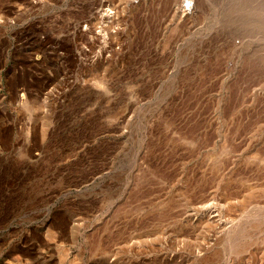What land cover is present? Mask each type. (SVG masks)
I'll return each instance as SVG.
<instances>
[{
  "label": "rangeland",
  "instance_id": "rangeland-1",
  "mask_svg": "<svg viewBox=\"0 0 264 264\" xmlns=\"http://www.w3.org/2000/svg\"><path fill=\"white\" fill-rule=\"evenodd\" d=\"M207 242L264 264V0H0V264Z\"/></svg>",
  "mask_w": 264,
  "mask_h": 264
},
{
  "label": "bare ground",
  "instance_id": "bare-ground-1",
  "mask_svg": "<svg viewBox=\"0 0 264 264\" xmlns=\"http://www.w3.org/2000/svg\"><path fill=\"white\" fill-rule=\"evenodd\" d=\"M175 10V9H174ZM211 205V204H210ZM199 208V207H198ZM197 212V211H196ZM199 212H200V217H199V219L198 220H194L195 222L193 223V225H195V226H201V230L203 229H205V231H206V228L207 227H211V225H213L214 226V224H216V222H217V218H216V214L214 213V211H213V209L211 208V207H209V206H206V207H202V208H200L199 209ZM195 213V212H194ZM187 219V218H186ZM190 221V220H189ZM191 222V221H190ZM192 222H193V220H192ZM219 222V221H218ZM215 227V226H214ZM227 228V227H226ZM225 228V229H226ZM229 229V228H228ZM208 230H209V228H208ZM222 231V230H221ZM231 231V230H230ZM228 231V230H226V232L224 233V231L222 232V233H224V235L223 236H225V237H220L221 236V234H219L218 236L220 237V238H223V239H229V241L233 244V242H235V240H236V235H234V231H236V230H233V231ZM236 233V232H235ZM239 235V234H238ZM218 236H217V238H218ZM232 239L234 240V241H232ZM240 239H243V238H241L240 237ZM140 241V240H139ZM211 241H213V240H211ZM214 241H216V240H214ZM217 241H218V239H217ZM229 241H228V243H229ZM140 243V242H139ZM138 243V244H139ZM206 243V242H205ZM208 243V242H207ZM211 243V242H210ZM210 243H208V245L206 246L204 243H203V248H204V250H202V251H198L197 250V252L199 253V255H198V257L199 258H202V256H205V258H207L209 261L211 260L212 262H213V259H215V261H217L216 260V257H217V254L215 253L216 251L214 250L215 248H214V245L213 244H210ZM231 244V245H232ZM204 245H205V247H204ZM143 246V245H142ZM234 246V245H233ZM232 246V247H233ZM236 246V245H235ZM234 246V247H235ZM231 247V248H232ZM233 247V248H234ZM137 248V247H136ZM142 248V247H141ZM233 248H232V250H233ZM139 249V248H138ZM201 249H202V247H201ZM235 249V248H234ZM214 250V251H213ZM138 251V250H137ZM204 251V253H202ZM217 253H219V252H217ZM196 256H197V254H196ZM198 257H194V258H198ZM219 257V256H218ZM202 259H204V258H202ZM205 260V259H204ZM203 260V262H204V264H207L206 262H207V260H205L204 261ZM200 261H202V260H200ZM209 261H208V263H209ZM210 261V262H211ZM197 262H199V259H198V261ZM211 262V264H213ZM108 264H116V263H113V262H110V263H108ZM199 264V263H198ZM200 264H203V263H200ZM229 264V263H228Z\"/></svg>",
  "mask_w": 264,
  "mask_h": 264
}]
</instances>
